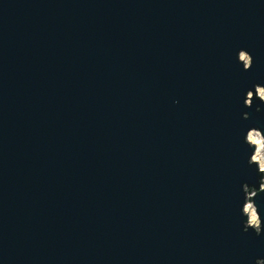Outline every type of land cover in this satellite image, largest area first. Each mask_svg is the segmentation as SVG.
<instances>
[{"label": "water", "instance_id": "1", "mask_svg": "<svg viewBox=\"0 0 264 264\" xmlns=\"http://www.w3.org/2000/svg\"><path fill=\"white\" fill-rule=\"evenodd\" d=\"M258 89L264 0H0V264H264Z\"/></svg>", "mask_w": 264, "mask_h": 264}, {"label": "bare ground", "instance_id": "2", "mask_svg": "<svg viewBox=\"0 0 264 264\" xmlns=\"http://www.w3.org/2000/svg\"><path fill=\"white\" fill-rule=\"evenodd\" d=\"M241 61L245 64L248 65V58L244 57L243 55H241L240 57ZM258 96L262 99H264V95L261 93L260 89H258ZM248 142L254 146L255 152L253 155V162H255L259 169L261 171H263L264 174V159L262 158L261 154L264 150V140L263 138L260 136V134L256 133V132H251L248 135ZM245 213L248 216V223L249 225L253 226V227H257L258 226V219L255 213V210L253 208L252 205H247L245 206Z\"/></svg>", "mask_w": 264, "mask_h": 264}, {"label": "rangeland", "instance_id": "3", "mask_svg": "<svg viewBox=\"0 0 264 264\" xmlns=\"http://www.w3.org/2000/svg\"><path fill=\"white\" fill-rule=\"evenodd\" d=\"M244 57H247L248 58V65H249V57L247 56V55H245V54H242ZM241 57V56H240ZM245 66H247V65H245ZM260 91H261V93L264 95V91L262 90V89H260ZM257 96H258V92H257ZM261 156H262V158L264 159V150H263V152H262V154H261ZM262 187H264V176H263V179H262ZM248 196L250 197V196H252V193H248ZM247 205H251L249 202H247ZM246 205V206H247ZM249 224V223H248Z\"/></svg>", "mask_w": 264, "mask_h": 264}, {"label": "built area", "instance_id": "4", "mask_svg": "<svg viewBox=\"0 0 264 264\" xmlns=\"http://www.w3.org/2000/svg\"><path fill=\"white\" fill-rule=\"evenodd\" d=\"M259 134V133H258Z\"/></svg>", "mask_w": 264, "mask_h": 264}]
</instances>
